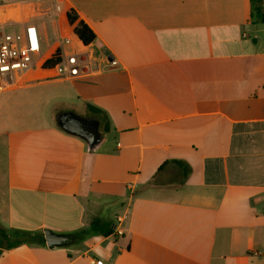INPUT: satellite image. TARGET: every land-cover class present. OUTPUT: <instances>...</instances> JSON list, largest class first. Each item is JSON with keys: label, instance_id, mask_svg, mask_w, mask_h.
<instances>
[{"label": "crops", "instance_id": "obj_1", "mask_svg": "<svg viewBox=\"0 0 264 264\" xmlns=\"http://www.w3.org/2000/svg\"><path fill=\"white\" fill-rule=\"evenodd\" d=\"M0 1V27L37 25L41 65L57 49L84 63L0 92L39 112L65 101L0 130V227L69 239L0 246V264H264V21L250 0ZM68 111L96 122L94 149L58 125ZM122 213L121 236L90 230Z\"/></svg>", "mask_w": 264, "mask_h": 264}, {"label": "built area", "instance_id": "obj_2", "mask_svg": "<svg viewBox=\"0 0 264 264\" xmlns=\"http://www.w3.org/2000/svg\"><path fill=\"white\" fill-rule=\"evenodd\" d=\"M10 26L14 25L7 23L0 27V92L20 85L23 75L28 71L42 68V43L37 25L25 22L19 30H8ZM69 41L63 38L59 44H69ZM83 67L84 63L78 54L71 53L59 55V60L47 70L53 79L69 80L78 76ZM127 188L131 191L133 186L127 184ZM125 218L126 213L115 217L110 235L121 236L124 233Z\"/></svg>", "mask_w": 264, "mask_h": 264}, {"label": "trees", "instance_id": "obj_3", "mask_svg": "<svg viewBox=\"0 0 264 264\" xmlns=\"http://www.w3.org/2000/svg\"><path fill=\"white\" fill-rule=\"evenodd\" d=\"M250 3L251 17L257 18L259 19V21L263 22L264 0H250ZM66 18L68 23L73 26V33L83 45H88L94 40L95 35L92 30L84 22H82L81 20H77V16L74 11L69 10L66 13ZM59 55V50H55L52 55L42 63V68H51L59 60ZM92 111H94L95 113L101 112L95 108H93ZM104 128L106 130V127ZM101 224L102 223L100 222V220L93 219L90 223V230L104 236L110 235L112 233V230L108 227V225L102 228ZM35 241L41 245H44L45 243L42 234H32L29 231L22 230L6 231L5 229L0 227V246L2 248H13L23 243L31 244Z\"/></svg>", "mask_w": 264, "mask_h": 264}, {"label": "water", "instance_id": "obj_4", "mask_svg": "<svg viewBox=\"0 0 264 264\" xmlns=\"http://www.w3.org/2000/svg\"><path fill=\"white\" fill-rule=\"evenodd\" d=\"M57 123L65 132L82 138L91 150L94 149L100 141L98 127L94 120H89V130L87 129V124L85 123L84 118L68 111L61 114ZM43 236L45 243L49 248L64 245L69 241L67 236L53 233L48 229L43 230Z\"/></svg>", "mask_w": 264, "mask_h": 264}, {"label": "rangeland", "instance_id": "obj_5", "mask_svg": "<svg viewBox=\"0 0 264 264\" xmlns=\"http://www.w3.org/2000/svg\"><path fill=\"white\" fill-rule=\"evenodd\" d=\"M9 30V29H8ZM52 39V35L50 36V39L47 42H44L43 45V51H46V48L50 45V40ZM63 99H53L49 102L47 106H44L41 111L39 112V101L36 102V104L32 107L31 110H28V106L18 108V107H10L7 103L0 100V123L3 125V127L0 130L5 129H12L16 127L17 122L18 123H26V122H47L50 120V114H51V108L55 107L57 108L59 104L65 103V101H62ZM24 105V104H23ZM41 115V119L38 115ZM1 148H0V154H1ZM1 178V175H0ZM4 188V182L0 180V196L2 195V191Z\"/></svg>", "mask_w": 264, "mask_h": 264}, {"label": "flooded vegetation", "instance_id": "obj_6", "mask_svg": "<svg viewBox=\"0 0 264 264\" xmlns=\"http://www.w3.org/2000/svg\"><path fill=\"white\" fill-rule=\"evenodd\" d=\"M61 114H62V113H61ZM61 114H58V115H57V117H56L57 120L59 119V117L61 116ZM81 118H82V117H81ZM89 120H90V119H85V123L87 124V129L90 130V123H89Z\"/></svg>", "mask_w": 264, "mask_h": 264}]
</instances>
